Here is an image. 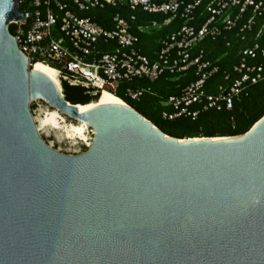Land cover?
I'll return each mask as SVG.
<instances>
[{"label": "water", "instance_id": "95a60500", "mask_svg": "<svg viewBox=\"0 0 264 264\" xmlns=\"http://www.w3.org/2000/svg\"><path fill=\"white\" fill-rule=\"evenodd\" d=\"M27 16L0 0V264H264V116L177 138L125 101L82 111L21 52ZM37 99L93 129L86 151L45 142Z\"/></svg>", "mask_w": 264, "mask_h": 264}, {"label": "built area", "instance_id": "2783aa9c", "mask_svg": "<svg viewBox=\"0 0 264 264\" xmlns=\"http://www.w3.org/2000/svg\"><path fill=\"white\" fill-rule=\"evenodd\" d=\"M24 1L26 0H20V3ZM200 2L201 0L193 3L169 0L159 4L153 0H73L72 3H66L61 0H30L26 4L31 10L24 11L28 13L25 21H13L11 24L17 26L14 36L29 63L40 61L48 64L59 71L61 85L63 81H67L71 85L85 87L93 95L101 94L104 90L115 94L122 81L134 78L155 80L169 67L171 60L173 69L185 70L189 66H197L199 79L188 85L181 97H171L168 101L180 110L179 113L168 116L174 118L182 113L189 114L188 106L200 99L204 81L217 70L214 68L209 72L210 63L202 61L201 55L190 58L189 50L206 36H220L223 29L234 28L238 15L233 17L229 13L231 8L240 7L239 12H244L248 6H253L254 12L262 9V3L254 0H210L207 4L210 17L200 28H196L189 24V20L193 19L192 12ZM118 3H128L132 8L141 6L149 12H181L185 24L164 40L158 59L151 62L136 48L137 38L130 32L128 21L120 15L113 19L114 28L106 29L89 17H81L75 12L76 9L84 11ZM28 20L29 27L23 31L22 26ZM251 23L252 19L245 27H249ZM101 40L114 41L116 46L112 51H104L99 46ZM258 47V44L246 47L243 55L254 57ZM174 51L176 53L172 56ZM236 69L246 71L232 84L229 92L220 88V97H208L209 107H218V100L221 98L226 102L227 108L231 109L233 96H238L244 83L248 80L255 82L260 77L259 73L252 76L255 68L246 67L245 58H242ZM145 92L142 88H127L125 94L133 100H140ZM164 116L167 117V114Z\"/></svg>", "mask_w": 264, "mask_h": 264}, {"label": "trees", "instance_id": "16d2710c", "mask_svg": "<svg viewBox=\"0 0 264 264\" xmlns=\"http://www.w3.org/2000/svg\"><path fill=\"white\" fill-rule=\"evenodd\" d=\"M28 1L30 0L21 3L23 11L31 10L26 4ZM61 1L72 3L73 0ZM153 1L160 4L169 0ZM195 1L185 0L186 3ZM254 1L262 3L260 12H254L253 6H248L244 12H239L240 7L231 8L229 13L233 17L238 15L235 27L229 30L223 29L220 36H206L189 50L190 58L201 55L202 61L210 63L209 72L214 68L217 69L204 81L200 90L202 92L200 99L188 106L189 114L182 113L169 118V115L177 114L180 110L168 101L171 97H181L183 90L199 79L195 65L185 70L173 69L171 60L169 67L164 69L157 79L150 80L143 77L122 81L115 95L173 137L237 136L249 131L264 116V0ZM209 2L210 0H201L195 7L192 12L193 19L189 20L190 25L200 28L206 23L210 17L207 11ZM75 12L81 17H89L106 29H113V19L116 15H120L128 21L130 32L137 38L136 48L151 62L158 59L164 40L185 24L181 12L175 14L149 12L141 6L132 8L128 3L105 4L84 11L76 9ZM250 19L252 23L249 27H245ZM28 27L29 20L23 24V31ZM9 28L11 33L16 35L17 26L11 24ZM255 44L259 45L255 56H244L245 48ZM99 46L104 51H112L116 43L111 40H101ZM175 53L176 51L172 52V56ZM242 58H245L246 67L255 68L252 76L259 73L260 77L255 82L248 80L244 83L238 96H233L231 109L227 108L226 102L221 98L218 100V107H209L208 97L213 99L220 97L222 92L220 88L229 92L232 84L242 77L246 69L241 72L236 69L240 66ZM62 87L66 99L72 104H88L97 101L100 96V94L93 95L85 87L71 85L67 81L62 82ZM127 88H142L146 92L140 100H133L125 94ZM165 113L167 117L164 116ZM84 150H87V146Z\"/></svg>", "mask_w": 264, "mask_h": 264}, {"label": "rangeland", "instance_id": "374dc122", "mask_svg": "<svg viewBox=\"0 0 264 264\" xmlns=\"http://www.w3.org/2000/svg\"><path fill=\"white\" fill-rule=\"evenodd\" d=\"M30 107L42 138L52 148L63 153H81L91 143L94 131L84 122L64 115L43 100L33 101Z\"/></svg>", "mask_w": 264, "mask_h": 264}, {"label": "bare ground", "instance_id": "6f19581e", "mask_svg": "<svg viewBox=\"0 0 264 264\" xmlns=\"http://www.w3.org/2000/svg\"><path fill=\"white\" fill-rule=\"evenodd\" d=\"M33 65H34L33 66L34 70L39 71V72L43 73L44 75H46L47 77H49L56 84V86H57V88L59 90H61L63 88L61 86V83H60L61 82V79H60L59 71L56 68H54V67H52V66H50L48 64H45L43 62H40V61L33 63ZM37 100H40V99H37ZM105 101H112V102H117V103L125 104V102L122 99H120L119 97H117L114 93H112L110 91H107V90H104L100 94L99 99L97 101H93V102H90V103L85 104V105L84 104H81L79 106V108L82 111H85L88 107H90V106H92V105H94L96 103L105 102ZM47 103L50 106H52L49 102H47ZM52 107L55 108V109H57L58 111L64 113V115L66 114V112L58 109L57 107H54V106H52ZM66 115H68V114H66ZM68 117H70V116L68 115ZM82 122H84V121H82ZM84 123L86 125H88L86 122H84ZM76 129H78V128H76Z\"/></svg>", "mask_w": 264, "mask_h": 264}]
</instances>
